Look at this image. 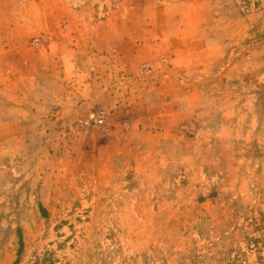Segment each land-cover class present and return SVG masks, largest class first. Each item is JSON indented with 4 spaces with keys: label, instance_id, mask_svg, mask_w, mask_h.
I'll return each instance as SVG.
<instances>
[{
    "label": "rangeland",
    "instance_id": "1",
    "mask_svg": "<svg viewBox=\"0 0 264 264\" xmlns=\"http://www.w3.org/2000/svg\"><path fill=\"white\" fill-rule=\"evenodd\" d=\"M144 15L148 33L190 42L176 73L197 86L162 135L137 116L155 91L108 107L122 75L100 77ZM263 35L264 0H0V80L40 71L47 97L12 123L0 90V264H264ZM114 128L122 151L106 159L88 132Z\"/></svg>",
    "mask_w": 264,
    "mask_h": 264
},
{
    "label": "crops",
    "instance_id": "2",
    "mask_svg": "<svg viewBox=\"0 0 264 264\" xmlns=\"http://www.w3.org/2000/svg\"><path fill=\"white\" fill-rule=\"evenodd\" d=\"M142 22L144 24L146 23L145 27L138 33L131 32L128 33V36L126 35L127 37L124 36L122 38V42L119 43V47H111L110 53H108L110 55L105 56L104 52V54H102L103 56L100 54V59L98 60V62L100 61V77L105 79V76L109 74H120L119 76L122 75V78L120 79L121 85L118 83L109 84L106 89L109 94L107 101L110 105H108V107H116V109L120 108L126 101L137 96L141 97V101L145 102L146 97H148L151 92L155 91V99L157 101L161 100V103L152 109L153 113L151 114L145 111L146 106L145 104H142L144 111H139L137 116L142 117L140 122H143L144 128H146L145 126H149L151 128L155 127V134L162 135L166 132V130L163 131L164 120H166L165 127L171 128L175 126V120L179 118H188L190 115L189 112L192 111L187 108V105H185L184 102H186L185 98L189 92L197 87L195 86L196 82H193L194 79L191 78L189 79L183 76L180 78L178 77V73H176V70L180 69L179 64L183 59V54L188 52V48L186 47H189L190 42L181 43V41H179V43H181L180 45L168 44V41L164 40V38L167 36L171 37L170 34L173 32L166 33L162 31L161 35H153L152 33H148L146 29V26L148 23H151L152 20H145L144 15ZM156 22H162V25L166 24L169 29L172 24V20L170 18L168 19L164 16L161 17V15L157 16ZM188 41L190 40L188 39ZM153 53L154 55H158L156 61L157 63H161L164 68L159 70V67H156L157 64L155 65L154 63L155 71L153 77L158 79H153L151 82L147 78L149 72H146L143 66L145 63L152 60L147 56ZM114 56H117L119 59ZM168 58L174 60L172 66H166L165 62ZM11 62L13 65L19 63L22 64L20 60L13 61L12 59ZM28 63L29 62H26L24 64ZM8 64L10 65L9 61ZM72 64L73 63L68 60L65 63L66 74H69L68 68L70 70L73 68ZM108 65H111L112 67H109ZM35 72L32 76L28 73V71L23 72L24 74L12 73L9 74L7 78L0 80V90L4 93V96L6 95L4 98L5 114L3 113L2 115L11 118L12 123H26L24 118H21V114L40 111L41 104L38 102L47 98L46 95H42L44 86L39 83V86L41 85L39 90V88H37V82L34 78V75L40 74V71ZM125 75L127 77H123ZM137 75H139V78H137ZM12 86L20 87V91H13L14 89L11 88ZM82 102L85 103L86 101L84 100ZM171 103H174L175 105H168ZM176 104L178 105L176 106ZM183 105L185 106L183 107ZM129 107L131 108V106ZM78 108L81 109L82 107L78 106ZM87 108L86 114L91 115V108ZM8 111L13 112L16 115L13 113L10 114ZM90 115H88V117ZM134 122L135 120H130L131 125L134 124ZM159 127H161V129H159ZM117 130L118 129L116 128L111 129L108 134H112L108 136L106 130L91 129V131L89 130L90 132H88L92 135L91 145L92 142L97 143L99 154L105 152L104 157H106V159H111L122 151V141H120L118 137ZM151 132H153V130H151ZM146 133H150V131ZM102 162H104L102 167L106 166V172L109 165H111V162H107L106 160H102Z\"/></svg>",
    "mask_w": 264,
    "mask_h": 264
},
{
    "label": "built area",
    "instance_id": "3",
    "mask_svg": "<svg viewBox=\"0 0 264 264\" xmlns=\"http://www.w3.org/2000/svg\"><path fill=\"white\" fill-rule=\"evenodd\" d=\"M104 121V118L102 115H97L94 119H93V123H97V124H101Z\"/></svg>",
    "mask_w": 264,
    "mask_h": 264
},
{
    "label": "trees",
    "instance_id": "4",
    "mask_svg": "<svg viewBox=\"0 0 264 264\" xmlns=\"http://www.w3.org/2000/svg\"><path fill=\"white\" fill-rule=\"evenodd\" d=\"M263 39H264V35H263Z\"/></svg>",
    "mask_w": 264,
    "mask_h": 264
}]
</instances>
